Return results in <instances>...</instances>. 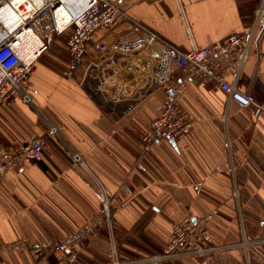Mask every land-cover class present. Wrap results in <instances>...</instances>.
I'll return each instance as SVG.
<instances>
[{
  "label": "crops",
  "instance_id": "0c3cea01",
  "mask_svg": "<svg viewBox=\"0 0 264 264\" xmlns=\"http://www.w3.org/2000/svg\"><path fill=\"white\" fill-rule=\"evenodd\" d=\"M114 1L164 41L188 50L246 33L264 0ZM111 29L119 33L124 24ZM136 57L140 78L124 86L126 74L116 75L90 49L68 70L67 44L55 43L34 62L26 88L32 105L18 99L0 106V150L32 137L44 142L41 162L0 176V264H111L113 252L121 264H151L134 261L160 253L170 226L187 217H207L210 241L232 247L174 264H245L233 246L242 230L259 240L248 249L249 264H264V110L226 106L216 82L190 77L178 104L194 117L191 132L175 142L146 141L163 89L152 81L154 60ZM237 87L264 106V22ZM103 194L110 224L100 212ZM85 227L75 255L57 258L54 245Z\"/></svg>",
  "mask_w": 264,
  "mask_h": 264
},
{
  "label": "built area",
  "instance_id": "2783aa9c",
  "mask_svg": "<svg viewBox=\"0 0 264 264\" xmlns=\"http://www.w3.org/2000/svg\"><path fill=\"white\" fill-rule=\"evenodd\" d=\"M82 5L72 13L62 31L68 30L67 51L68 70H76L83 62L85 53L90 49L102 54L113 67L116 75L126 74L124 86H134L140 78L137 55L146 54L154 60L152 81L163 89V102L159 113L146 129L144 140H165L175 142L186 136L194 127V117L183 110L178 100L186 88V79L204 77L213 80L224 91L226 106L235 102L240 107L255 105L254 97L240 91L237 82L243 63L247 60L251 44L255 37V26L246 33L230 34L222 41L206 46L191 45L188 50L164 41L158 34L145 25L132 19L114 0H80ZM15 7L11 0H0V106H12L16 100L31 104L27 92L29 76L33 71L37 57L46 50L51 39L49 31L54 28L57 0H45L41 5L33 0H25ZM30 5V12L22 18L13 30H9L1 20L8 10L18 11ZM124 24V29L115 33V24ZM138 30L141 35L127 38L129 31ZM190 35V29L186 26ZM158 44L157 48L154 46ZM23 47V48H22ZM175 70H187L183 78L172 76ZM200 84H203L200 82ZM224 119V117H223ZM228 142H226V145ZM44 142L40 138H29L17 147H5L0 150V176L24 162L39 163L43 160ZM232 197L238 198L237 190ZM208 218H184L170 226L169 235L160 253L141 257L134 262L151 264H174V261L186 256L215 255L232 247L218 245L210 241L205 223ZM88 227L67 235L53 247V252L61 256H74V242L82 237ZM259 240L244 237L243 230L238 246L249 264L248 249ZM111 264H121L115 252Z\"/></svg>",
  "mask_w": 264,
  "mask_h": 264
},
{
  "label": "bare ground",
  "instance_id": "6f19581e",
  "mask_svg": "<svg viewBox=\"0 0 264 264\" xmlns=\"http://www.w3.org/2000/svg\"><path fill=\"white\" fill-rule=\"evenodd\" d=\"M35 4L41 5L45 2V0H33ZM12 4L17 7L22 3H26L25 0H11ZM58 7L55 10V27L60 32L64 28V26L69 21L72 13L75 12L81 5L82 2L80 0H57ZM30 12V5H26L25 9L18 11L13 10V12H9L8 10L1 16V20L4 25L9 29L13 30L17 23L28 13ZM23 48V47H22Z\"/></svg>",
  "mask_w": 264,
  "mask_h": 264
},
{
  "label": "rangeland",
  "instance_id": "374dc122",
  "mask_svg": "<svg viewBox=\"0 0 264 264\" xmlns=\"http://www.w3.org/2000/svg\"><path fill=\"white\" fill-rule=\"evenodd\" d=\"M253 20H252V26H255L256 32L259 31L260 27L262 26L264 22V1L259 2V5H257L255 12L253 14ZM59 32V31H58ZM56 30L52 28L48 34H50L51 39L48 42V46L50 45H55V43H62L64 45L67 44V35H68V30L61 31V33L56 34ZM62 35V36H61ZM61 36V37H57ZM32 138H37V137H32ZM100 212L102 213V217L106 223L110 224L111 222V217H112V212H110L109 204L107 200L105 199V195H102V199L100 202Z\"/></svg>",
  "mask_w": 264,
  "mask_h": 264
}]
</instances>
